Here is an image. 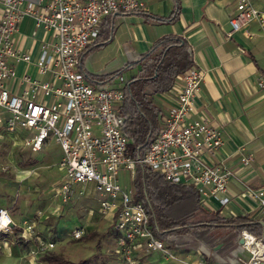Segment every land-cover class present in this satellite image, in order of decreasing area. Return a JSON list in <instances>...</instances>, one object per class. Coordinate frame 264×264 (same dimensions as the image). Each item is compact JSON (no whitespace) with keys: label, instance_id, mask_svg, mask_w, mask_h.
<instances>
[{"label":"built area","instance_id":"1","mask_svg":"<svg viewBox=\"0 0 264 264\" xmlns=\"http://www.w3.org/2000/svg\"><path fill=\"white\" fill-rule=\"evenodd\" d=\"M0 132L20 134L21 144L39 150L52 138L61 154L58 165L62 176L56 188L61 202L74 193V184L91 182L97 195V210L109 216L118 264H146L143 256L159 251V264H205L203 257L170 247L157 237L143 203L134 197L132 177L137 163L159 172L164 178L191 184L201 202L213 197L220 204L228 200L227 180L232 169L220 161L209 160L223 144L220 129L206 118H193L194 98L198 93L202 70L192 63L178 73L181 85L164 110L159 111L155 135L141 156L126 153L128 135L122 129L123 117L117 113L122 87L131 74L126 71L105 81H90L79 69V54L96 41L100 22L113 13L143 9V0H0ZM31 16L36 26L48 34L32 60L38 76L23 72L17 79L19 91L11 89L15 80L14 64L30 62V53L14 40L18 23ZM226 34L249 22L264 24V10L254 0H237L235 11L227 18ZM6 80L10 85H6ZM264 87V73L257 77ZM239 162L247 165L252 154L238 148ZM127 171L128 185L119 181V171ZM245 190L256 202L264 218V187ZM80 191V190H78ZM14 223L6 207L0 206V233L10 231ZM18 237L29 242L28 253L37 257L54 246L41 238L33 223L23 218ZM75 227L72 237L83 235ZM239 253L230 264H264V241L246 228L238 235Z\"/></svg>","mask_w":264,"mask_h":264},{"label":"crops","instance_id":"2","mask_svg":"<svg viewBox=\"0 0 264 264\" xmlns=\"http://www.w3.org/2000/svg\"><path fill=\"white\" fill-rule=\"evenodd\" d=\"M174 1L143 0L144 7L141 10L148 14L166 15L172 9ZM177 1L178 16L171 21H155L139 13L117 12L105 16L100 22V30L106 28L104 31L106 40L85 55L83 68L92 73L110 72L123 63L133 60L162 34L174 33L184 37L191 49L193 63L202 70V79L190 117L206 118L211 125L220 129L224 139L223 144L215 150L213 156L207 157L209 160L222 162L234 173L226 183L227 202L220 204L217 199L210 197L205 199L207 204L201 203L207 208L218 209L223 215L247 214L260 221L264 219L263 215L256 202L246 192L245 185L252 188L264 187V87L257 85L258 75L264 73V24L259 25L252 21L231 35H227L229 29L227 18L234 13L237 0ZM254 4L264 10V0H254ZM47 34L48 31L36 26L29 15L24 16L18 23L14 40L21 49L30 53V62L18 61L14 64L16 78L12 83V90L19 91L22 88V84H18L17 79L23 72L38 76L32 60L36 57L39 45ZM108 44L111 45L113 63L102 72H94L89 66L88 58ZM126 70L132 73L135 67ZM5 83L7 86L10 85L9 80ZM180 85V74H176L168 90L152 95V100L159 110H164L172 101ZM2 135L16 139L21 147L30 150L21 144L20 134L0 132V137ZM48 141L44 142L40 149L44 148V144ZM240 146L252 154V159L247 165L239 162ZM57 151L60 156L58 144ZM61 176L62 169L58 166L57 186ZM84 183H90L94 190L91 182ZM84 183L74 184L75 193L71 197L86 196L81 187ZM95 200L93 206L95 214L98 217H105L106 215L102 216L98 213L96 192ZM67 201L61 202L55 189L49 203L44 208H39L36 216L25 214L13 216L10 213L15 227L10 231L1 232L0 238H16L15 240L26 246L29 259L39 257L30 256L28 253L30 244L18 237L17 226L23 218H27L41 237L38 222L44 215L43 211L62 212ZM78 224L75 227L82 226L86 231L87 222ZM0 248V264L20 257L19 253L14 251L10 253L6 245L2 244ZM192 253L196 255L195 258H204L197 250ZM237 253H239L238 247L225 259L213 257L214 261L211 259L208 264H230ZM148 258V255L143 256L144 262L151 264Z\"/></svg>","mask_w":264,"mask_h":264},{"label":"trees","instance_id":"3","mask_svg":"<svg viewBox=\"0 0 264 264\" xmlns=\"http://www.w3.org/2000/svg\"><path fill=\"white\" fill-rule=\"evenodd\" d=\"M178 12L179 4L175 0L166 15L148 14L141 9L127 13H139L155 21H171L178 16ZM105 29L99 31L96 41L80 52L78 67L90 81H105L135 67L123 84L117 113L123 117L122 129L129 137L126 153L141 156L158 126L160 110L152 95L168 90L175 75L193 63L191 49L181 35L165 33L154 39L133 60L118 68L106 73L88 72L83 68V58L106 40ZM132 185L134 197L143 203L148 213L154 234L180 251L202 246L205 264L211 261L212 254L223 259L230 256L238 245L241 228H247L264 241V219L259 221L247 214L223 215L218 209L207 208L202 205L197 190L191 184L170 181L159 172L137 163ZM95 233L86 232L81 238ZM39 256L46 264H86L87 261L85 258L70 261L52 249Z\"/></svg>","mask_w":264,"mask_h":264},{"label":"rangeland","instance_id":"4","mask_svg":"<svg viewBox=\"0 0 264 264\" xmlns=\"http://www.w3.org/2000/svg\"><path fill=\"white\" fill-rule=\"evenodd\" d=\"M88 61L94 72L104 71L103 69L113 63L111 45L108 44L92 53ZM126 71L122 74L126 75ZM59 158L57 144L52 138L44 144V148L33 152L21 147L16 139L2 135L0 137V206L6 207L13 216L16 214L36 216L37 210L49 203L56 189ZM118 175L120 183L128 185L127 171L120 170ZM81 187L86 196L70 197L62 212L43 211L44 215L38 222L41 238L54 241L51 249L70 261L75 262L85 258L86 264H118L113 237L109 232L110 217H98L95 214L93 209L96 203L95 192L91 184L84 183ZM82 222H87L85 233L89 231L96 233L88 238H81L82 235L78 238L72 237L71 231ZM15 239L0 238V247L2 244L6 245L10 253L14 251L20 255L5 264H46L40 256L29 259L26 246ZM195 250L204 256L203 247L199 245L186 251ZM159 255L158 250L150 252L149 262L159 263ZM211 256L215 259L218 257L216 254ZM190 257L195 258L196 255L190 254Z\"/></svg>","mask_w":264,"mask_h":264},{"label":"water","instance_id":"5","mask_svg":"<svg viewBox=\"0 0 264 264\" xmlns=\"http://www.w3.org/2000/svg\"><path fill=\"white\" fill-rule=\"evenodd\" d=\"M241 241H242V239L239 237V238H238V242H241Z\"/></svg>","mask_w":264,"mask_h":264}]
</instances>
